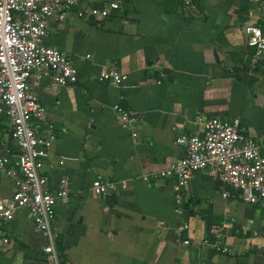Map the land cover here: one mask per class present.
<instances>
[{"label":"crops","instance_id":"1","mask_svg":"<svg viewBox=\"0 0 264 264\" xmlns=\"http://www.w3.org/2000/svg\"><path fill=\"white\" fill-rule=\"evenodd\" d=\"M119 1V11L106 19L71 13L50 21L45 42L69 56L76 83L53 86L37 74L30 79L57 129L39 169L52 189L70 179L53 222L59 264H264V206L244 202L234 191L223 197L227 187L208 171L195 172L180 188L175 179L153 176L182 157L176 135L200 128L193 122L199 115L239 117L264 154V59L253 60L247 32L262 23L257 4L192 0L187 9L184 0ZM112 65L128 74L121 85L99 79ZM116 103L139 115L136 140ZM37 129L45 133L41 124ZM19 153L11 122L2 115L0 156L16 167ZM96 178L114 181L117 189L98 197L91 190ZM15 190L14 180L0 173V201ZM214 225H225L233 254L203 243ZM0 235L11 240L0 245V264H55L27 208L0 219Z\"/></svg>","mask_w":264,"mask_h":264},{"label":"built area","instance_id":"2","mask_svg":"<svg viewBox=\"0 0 264 264\" xmlns=\"http://www.w3.org/2000/svg\"><path fill=\"white\" fill-rule=\"evenodd\" d=\"M260 13L261 24L247 27L253 60L264 59V0H253ZM184 6L193 7L192 0ZM119 0H0V116H8L11 135L19 148V163L11 166L8 156H0V173L16 184L9 201H0V219L11 220L16 210L27 208L35 231L48 239L44 250L55 263L60 262L56 242L59 232L53 228L59 199L69 196L70 179L63 177L59 187H49L47 176L41 173L39 163L57 139L54 122L46 114V107L32 88L30 79L37 74L53 86H67L78 81V71L69 56L61 49L45 42L50 33V21L66 20L71 13L81 18L106 19L119 11ZM89 56V55H88ZM166 73H162L164 77ZM128 74L112 65L104 67L99 79L112 85H121ZM159 83L162 82L160 79ZM114 109L121 122L130 129L132 137L139 136L140 117L121 103ZM190 133H178L176 143L184 148L182 157L153 173L155 179H175L179 188L187 185L197 171H208L227 189L223 197L234 191L244 202L264 206L263 144L242 125L239 117L223 120L219 117L197 116ZM41 124L45 133L37 129ZM148 179L146 175L144 177ZM117 184L106 178H96L91 190L101 198L108 197ZM176 211L183 212L182 201L176 200ZM225 225H214L203 243L222 254L234 250L225 242ZM11 240L0 235V245ZM185 245L190 240L184 241Z\"/></svg>","mask_w":264,"mask_h":264}]
</instances>
